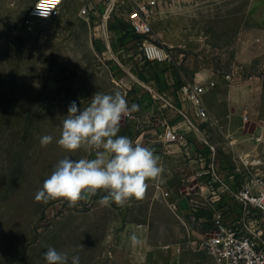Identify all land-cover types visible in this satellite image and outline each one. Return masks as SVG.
<instances>
[{"label": "rangeland", "instance_id": "rangeland-1", "mask_svg": "<svg viewBox=\"0 0 264 264\" xmlns=\"http://www.w3.org/2000/svg\"><path fill=\"white\" fill-rule=\"evenodd\" d=\"M37 1L0 0V264H46L49 246L69 264L72 256L80 264H165L164 243L182 248L184 239L167 236L163 205L146 221V204L105 206L103 191L75 205L35 199L60 159L93 154L87 145L69 153L56 142L64 116L73 101L83 109L96 92L120 91L138 105L120 121L118 135H125L129 121L138 128L145 121L141 105H166V92L202 86L210 118L202 127L220 170L248 154L264 175V0H156L144 37L130 29L128 5L114 6L104 30L98 24L109 0H65L57 17L34 19ZM144 40L159 49V60L145 58ZM179 108L189 113L191 104ZM44 135L53 136L47 146ZM142 224L148 237L133 233ZM177 258L172 264H210L201 253Z\"/></svg>", "mask_w": 264, "mask_h": 264}, {"label": "built area", "instance_id": "built-area-1", "mask_svg": "<svg viewBox=\"0 0 264 264\" xmlns=\"http://www.w3.org/2000/svg\"><path fill=\"white\" fill-rule=\"evenodd\" d=\"M65 0H38L33 6L30 16L34 19H52L59 15ZM117 4L130 7L127 23L133 34L138 37L150 36L152 33L151 13L156 7V0H109L108 9L102 14L99 28L105 30L110 14ZM81 15H87L85 8ZM141 51L150 61L159 60V49L150 41H143ZM180 93L189 102L195 117L203 123L209 117L202 105L201 98L206 94L202 86L186 84ZM167 102V101H166ZM168 106L174 108L169 103ZM182 119L185 128L193 133H200L190 117L175 109ZM163 132L158 139L166 155H170L171 145L181 146L183 136L175 126L163 122ZM261 136L255 138L260 143ZM198 176L206 177L198 197L204 200H191V205L198 209H207L209 217L203 233L188 237L177 253L190 251L206 256L210 264H264V175L259 172L261 163L253 160L248 154L234 157L233 165L222 171L215 157ZM224 173V174H223ZM155 198H169V192L161 186L155 187ZM174 210V206L168 205Z\"/></svg>", "mask_w": 264, "mask_h": 264}, {"label": "clouds", "instance_id": "clouds-1", "mask_svg": "<svg viewBox=\"0 0 264 264\" xmlns=\"http://www.w3.org/2000/svg\"><path fill=\"white\" fill-rule=\"evenodd\" d=\"M89 101L83 109L74 101L70 103L56 142L69 153L87 145L93 154L60 159L37 191V201L63 199L75 205L103 191L106 194L101 197V204L122 206L131 199L142 198L148 187L146 181L162 174L153 148L118 135L122 117L137 111L138 105L129 106L120 91L96 92ZM52 141V135H44L40 143L47 146ZM43 257L46 264H69L68 255L52 246L47 247ZM71 264H80L79 257L72 256Z\"/></svg>", "mask_w": 264, "mask_h": 264}, {"label": "crops", "instance_id": "crops-1", "mask_svg": "<svg viewBox=\"0 0 264 264\" xmlns=\"http://www.w3.org/2000/svg\"><path fill=\"white\" fill-rule=\"evenodd\" d=\"M165 95L167 103L174 108L161 102H155V105H152L151 102L149 104L146 103L141 105L142 111L147 115L143 113L146 119L144 121V118H142V122H140L142 124L139 125L140 128L135 127V123L133 124V122L129 121L128 123L129 129L125 135L134 143L153 148L163 168V172L159 177L146 181L148 187L143 197L131 200H135L137 205L146 204L148 206L146 221L151 220L155 205L158 203L159 205H163L171 220V225L169 226L170 232L167 236L170 238H182L184 239L183 243H185L186 238L204 232L205 223L209 217L207 209H198L191 205V200H204L198 197L199 194H206L205 191L200 192V188L203 186L206 177H199L198 175L206 169L204 167L206 160L208 161L214 156L218 166L222 160H219V155L216 153L215 148L212 145L209 147L208 143L206 144V134L202 127L203 122L195 117L192 105L191 111L186 114L195 126H199L200 133H193L187 130L182 119L177 116L175 109L184 112L179 108V102L181 104L189 103L183 99L180 91H168ZM178 98L180 101H178ZM160 103L161 108H158L156 104ZM163 122L175 126L183 136V142L180 147L176 145L170 146L172 152L170 155L165 154V146L158 139L159 135L163 132ZM226 167L228 166H222L221 168L225 169ZM158 185L163 190L169 192V198L162 200L154 197L156 192L155 187ZM168 205L174 206L175 209L171 210L170 207L168 208ZM133 233L148 237L150 235V226L148 224L137 225L133 228ZM164 244L166 246L164 250L166 255L165 264H172L173 256L176 255L177 258V248L175 247L179 243L173 240L167 241ZM146 245L149 246V244ZM171 251H173V254H171Z\"/></svg>", "mask_w": 264, "mask_h": 264}]
</instances>
